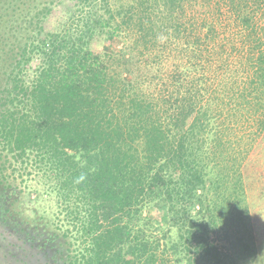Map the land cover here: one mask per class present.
<instances>
[{"label": "trees", "instance_id": "obj_1", "mask_svg": "<svg viewBox=\"0 0 264 264\" xmlns=\"http://www.w3.org/2000/svg\"><path fill=\"white\" fill-rule=\"evenodd\" d=\"M263 130L264 0H0V183L46 178L68 245L13 258L254 264Z\"/></svg>", "mask_w": 264, "mask_h": 264}, {"label": "rangeland", "instance_id": "obj_2", "mask_svg": "<svg viewBox=\"0 0 264 264\" xmlns=\"http://www.w3.org/2000/svg\"><path fill=\"white\" fill-rule=\"evenodd\" d=\"M242 170L247 188L246 197L251 207L250 213L259 244L254 264H264V130L251 142ZM30 172L23 177L8 176L12 187L4 182L0 183V226H4L5 231L9 229L14 231L16 238L27 235L36 240L35 242H40L49 235H56L58 238L54 240V247L59 250V253L67 252L68 245L61 237L62 229L56 226L60 222V215L57 216L59 205L56 204L55 194L46 192L48 189L46 178L34 175V170ZM37 193L40 197H37ZM144 213L156 219L161 216V213L156 210H145ZM10 239L15 241L13 238ZM7 243L4 241L0 245ZM27 247L28 245H24V249ZM7 248L8 246L5 250ZM5 250L0 246V264H40L35 258L30 257L38 256L36 249L28 251L30 256L27 258L21 254L13 258L7 255ZM59 253L51 251V254H56L55 258L58 259L55 263L51 261V264H68L66 260H59Z\"/></svg>", "mask_w": 264, "mask_h": 264}]
</instances>
